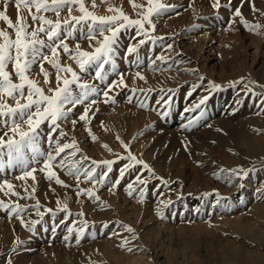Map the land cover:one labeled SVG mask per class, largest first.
Returning <instances> with one entry per match:
<instances>
[{"label": "rangeland", "instance_id": "374dc122", "mask_svg": "<svg viewBox=\"0 0 264 264\" xmlns=\"http://www.w3.org/2000/svg\"><path fill=\"white\" fill-rule=\"evenodd\" d=\"M161 2L170 7L153 18L155 30L150 33L160 39L149 40L139 46L137 53L128 54L126 49L135 45L140 37H136L134 28L122 30L116 45L115 70L111 64L106 65L107 79L104 81L95 79L94 68L81 72L75 60L59 50L61 64L71 66L83 82L94 84L98 89L89 97V100H96V104L91 106L87 123L79 121L78 117L88 102L77 106L68 119L61 122V128L67 133V140L61 138V143L76 140L81 150L77 159L81 154L89 158L84 162L82 172L93 166V160L108 159L115 163L102 184L94 185L81 177L79 188L92 189L94 195L91 198L83 193L77 195L75 178L58 167L54 170L70 187L57 184L55 180L49 182L46 173L39 170L35 173V181L31 177L17 179L22 175L19 168L0 171V183L8 180L15 186L14 191L21 193L20 197L5 196V188L0 190V200L21 206L35 205L39 201V211L44 213L41 222L34 226L35 230L28 231L20 218L9 217L4 209H0V264H8L9 260L11 264H120L122 261L106 258L104 249L107 247L110 252H115V256L126 251L124 254L128 257L129 251L131 256L134 253L133 256L144 258L145 262L139 260L137 264H169L173 257L182 264H195L201 260L210 264H244L242 257L232 255V248L245 247L259 254L246 264H264V241H254L252 237L255 231L264 230V218H260L261 213L254 209L255 204L264 203V148L259 152L253 142L245 144L247 136L263 137L264 141V0H219L218 7H213L214 0ZM133 3L146 6L147 0H85L86 6L97 16L113 15L115 13L109 9L116 7L134 19L139 9L134 8ZM3 4L4 0H0V10H4ZM238 7L249 25L258 23L262 27L244 26L241 17L235 16ZM20 12L32 25L28 9L21 7ZM32 12H35L34 7ZM7 14L16 21L14 3L8 5ZM43 15L53 21L57 19L51 12ZM68 15L65 8L59 18L63 20ZM71 15H81L77 6H73ZM193 21H198L199 30L194 36L200 39L202 33L207 32L213 40L207 36L202 38V46L195 39L192 41L190 33L195 28L190 23ZM0 29L9 31L14 38V30L7 28L3 20H0ZM218 31L220 36L216 35ZM67 42L73 51L77 42L82 50H94L79 29ZM174 47L177 50L171 51L169 58L160 57ZM174 64L191 69V76L167 83L158 74ZM205 65L213 70L205 71ZM44 68L49 72L50 84L45 83L39 64L32 67L30 76L47 94V89L55 88L57 82L55 69L47 62ZM137 72L144 79L138 77ZM119 74H123L124 84L114 86L109 91L111 99L105 103L103 92L112 81L118 80ZM212 84L220 87L214 89ZM205 96V102L196 108ZM4 101L13 106L16 103L6 95ZM141 104L145 106L141 107ZM186 108L192 110L185 112ZM214 109H220L221 116L212 122ZM3 120L0 117V135L6 131ZM73 120H77L75 126ZM189 120L193 123L188 129H182L181 124L187 125ZM38 132L41 148L48 150L49 124H41ZM125 144L129 146L127 149ZM129 151L146 162L152 172L135 165L121 178L120 170L130 163L126 159ZM117 154L125 159H118ZM33 167L39 169L40 166ZM232 169L243 171L237 177L230 172ZM102 171L106 169L97 168V173ZM136 175L147 180L143 199L139 191L128 194L127 185L135 181ZM116 180L120 181L119 185L112 187ZM32 188L36 189L34 193H31ZM25 189L32 198H26ZM64 204L68 205V211H59ZM49 208L55 211L49 213L46 211ZM23 217L29 223L41 219L35 208H29ZM235 219L240 221L243 230L233 225ZM85 220L87 226L79 233L77 243V229ZM122 225L131 226L134 233ZM69 227L74 229L72 233H68ZM244 228H253V235L249 237L251 231L248 234L249 230L246 232ZM154 230L159 233L156 235ZM66 235L70 237L68 240L64 239Z\"/></svg>", "mask_w": 264, "mask_h": 264}, {"label": "snow or ice", "instance_id": "6c2138e0", "mask_svg": "<svg viewBox=\"0 0 264 264\" xmlns=\"http://www.w3.org/2000/svg\"><path fill=\"white\" fill-rule=\"evenodd\" d=\"M104 2H107V0H104ZM11 3H14L17 8L16 21H13L7 14V7ZM73 6L78 7L81 15H71ZM218 6H220L219 0H214L213 7ZM21 7L28 9L33 22L32 25L28 23L27 17L21 14ZM33 7L35 12H32ZM92 7H96L95 3H93ZM133 7L139 9L136 13L137 18L134 19L125 14L122 8L116 7L109 9V11L115 13L113 15L97 16L93 11L89 10L85 0H4V10H0V20L6 22L7 28L14 30V38L9 31L0 29V117L4 118L3 127L6 129L4 134L0 135V171L6 168H19L22 175L16 177L17 179L31 177L35 181V173L39 170L42 173H46L45 178L49 182L55 180L57 184L66 188L70 187V185L60 179L57 171L54 170V168L58 167L75 178L77 181V195L83 193L90 198L93 197L92 189L79 188L81 177L94 185L97 183L102 184L112 171V165L115 161L105 159L97 162L93 160V166L84 169L82 172L81 169L84 167V162L89 158L81 154L77 159V153H80L81 150L77 146L76 140L73 138L71 141L61 143V138L67 140V133L61 128V122L67 120L69 114L77 106L85 105V102H88L84 107V112L78 117L79 121L87 123L91 106L96 104V100H89V97L92 93H97L98 89L94 84L83 82L82 77L71 66L62 65L59 50L62 49L63 53L75 60L81 72L94 68L95 79L99 81L106 80L105 66L111 64L113 71L115 70L116 45L121 31L130 28L135 29L136 37H140V39L136 41L135 45H130L126 52L128 54L137 53L139 46L144 45L147 41L160 39V37L150 35L155 30L153 18L167 11L170 6L162 3L161 0H147L146 6L133 3ZM65 8L68 9L69 15L68 18L61 20L59 18L60 13ZM48 12L54 13L57 19L53 21L43 15V13ZM235 16L241 17V23L246 27H262L258 23L249 25L248 21L242 17L239 7L235 9ZM85 28L86 34H84ZM78 29L89 46L93 47V51L82 50L79 42L76 43L74 51L70 49L67 41L77 33ZM168 48H171V45H168ZM44 49L48 51L45 52ZM45 62L55 69L57 82L55 88L49 87L47 89V94L45 89L39 86V82L30 76L32 67L39 64L45 83L50 84L49 72L44 68ZM61 73L70 74V76L61 75ZM136 75L144 79L139 72ZM122 84H124L123 74H119L118 80L112 81L107 86V90L103 92V96L106 98L105 103L111 99L109 91L114 86ZM219 87L220 85L212 84L214 89ZM138 91H143V89ZM5 95L16 101L14 106L4 101ZM206 99L207 96L203 97L195 107L199 108ZM164 102L168 103L167 100ZM144 106L141 104V107ZM191 110V108H186L185 112ZM200 115L203 116V112ZM43 123L49 124L48 150H43L39 144L38 129ZM76 123L77 120L72 121L73 126ZM192 123L193 121L189 120L185 127L190 126ZM92 139L95 140L96 137L92 136ZM117 139L119 140L118 136ZM124 147L127 149L129 146L125 144ZM5 157L6 160L4 159ZM117 158L125 159V157H121L118 154ZM126 159L130 163L125 164L120 170L121 178L125 176L126 171L133 170L135 165H140L148 172H152L146 162L132 155L130 151ZM33 165H39L40 167L37 169ZM100 167H103L106 171L97 173V168ZM242 171V169L230 170L237 177L240 176ZM244 174L246 175L247 173ZM119 183L120 181L116 180L112 187L118 186ZM163 183L168 184V181H163ZM136 184L140 185V187H135L134 185ZM146 185L147 180L142 179L140 175H136L135 181L127 185L128 194L132 195L133 192L139 191L140 197L143 199ZM14 187L8 180L0 183V190L7 189L4 191L5 196L20 197L21 193L14 191ZM24 191L26 198L30 199L32 198L31 193H34L36 189L32 188L31 193L27 189ZM95 199L99 200V197L96 196ZM57 203L59 204V201ZM40 207L39 201L35 205L21 206L18 203L8 205L5 201L0 200V209H4L9 217L15 215L20 218L21 224L25 225L28 231H34V226L41 222L44 213L39 211ZM29 208H35L36 215L41 219L32 220L30 223L26 222L23 214ZM46 211L52 213L55 210L49 208ZM59 211L67 212L68 205L64 204ZM78 215L83 216V213ZM86 226L87 221L85 220L77 229V243L80 240L79 233H83ZM122 227H125L128 232L134 233V229L131 226L122 225ZM67 231L72 233L74 229L69 227ZM69 238L68 235L64 237L65 240ZM125 243H127L126 240ZM8 264H11V260H9Z\"/></svg>", "mask_w": 264, "mask_h": 264}, {"label": "bare ground", "instance_id": "6f19581e", "mask_svg": "<svg viewBox=\"0 0 264 264\" xmlns=\"http://www.w3.org/2000/svg\"><path fill=\"white\" fill-rule=\"evenodd\" d=\"M201 8V7H200ZM196 10H198V9H196ZM187 16V15H186ZM194 17H195V15H193ZM198 21H193V22H191L190 24H191V26H193L195 29H193L192 31L193 32H191L190 33V36H192V38L193 39H191L192 41H195L196 40V42L197 43H199V44H201V43H203L202 41V38H206V36L207 37H210V39L211 40H213V36H211V35H209V33H207L208 35H206V33H202L203 34V36H200L201 38L199 39L197 36H194V35H197L198 33H199V30L197 29V26H196V23H197ZM189 30V29H188ZM187 30V31H188ZM191 31V30H190ZM186 33H189V32H186ZM201 34V35H202ZM219 34H221L219 31L217 32V34L216 35H219ZM220 36V35H219ZM195 39V40H194ZM224 39V38H223ZM205 42V41H204ZM204 44V43H203ZM193 45V44H192ZM173 46V45H172ZM195 46V45H194ZM199 46V45H198ZM197 46V47H198ZM201 46H202V44H201ZM200 46V47H201ZM151 47V46H150ZM190 47V46H189ZM199 47V48H200ZM191 48V47H190ZM187 49V48H186ZM185 49V50H186ZM167 50V49H166ZM175 50H177V48H173V49H169V50H167L166 52L164 51V53L160 56V57H162L163 59H166V58H169V56H171L172 55V52L171 51H175ZM198 50V49H197ZM200 50H202V49H200ZM210 50H213V47H211L210 48ZM187 52H188V50H187ZM198 52H200V51H198ZM156 53V52H155ZM203 53V52H202ZM190 54V53H189ZM223 55V54H222ZM158 56V55H157ZM200 56V55H199ZM197 57V56H196ZM207 57V56H206ZM199 58V57H198ZM204 58H205V56H204ZM207 59H205V61H206ZM174 61V60H173ZM195 61H196V59H195ZM197 62V61H196ZM173 63V62H172ZM183 64V63H182ZM196 64V63H195ZM201 64V63H200ZM195 66V65H194ZM182 65H171V66H168L167 67V70L165 71V72H162V73H160V74H158L159 76H161L164 80H166V82L167 83H169V80L171 81V80H174V82L175 81H177V80H183V79H187L189 76H191V72H190V70L191 69H188V67L186 68L185 66H183L182 68ZM202 67V66H201ZM153 68V67H152ZM204 69H205V71H207L208 72V70H210L211 68L210 67H207V65H205L204 67H203ZM197 70V69H196ZM211 70H213V69H211ZM200 71V70H199ZM202 71V70H201ZM150 72V71H149ZM150 73H153V72H150ZM204 75V74H203ZM193 76V75H192ZM208 76V75H207ZM196 77V76H195ZM198 77V76H197ZM201 78V77H200ZM180 80V81H181ZM192 80V79H191ZM194 80V79H193ZM197 80H199V79H197ZM186 81V80H185ZM202 81V80H201ZM162 82V81H161ZM178 82V81H177ZM180 83V82H179ZM179 83H177V84H179ZM170 84H172V83H170ZM174 84V83H173ZM181 84V83H180ZM200 84V83H199ZM182 85V84H181ZM198 85V84H197ZM210 85V84H209ZM195 87V86H194ZM192 89V88H191ZM190 91V90H189ZM199 94V93H198ZM187 95V94H186ZM185 95V96H186ZM188 97V96H187ZM187 97H186V99H187ZM189 97H190V95H189ZM185 100V99H184ZM258 107V106H257ZM230 111V110H229ZM213 113L211 114V120H212V122H215V121H217V119H218V117L219 116H221V111H220V109H214L213 111H212ZM223 112V111H222ZM113 113V112H112ZM146 113H148V112H146ZM259 113V112H258ZM111 114V113H110ZM150 114V113H149ZM227 114V113H226ZM147 116V115H146ZM149 116V115H148ZM229 117L230 116H233V115H228ZM228 116H226V117H228ZM151 118H153L152 116L149 118L150 120H151ZM220 118V117H219ZM247 118V117H246ZM114 119V118H113ZM224 119V118H223ZM226 119V118H225ZM224 119V120H225ZM219 120V119H218ZM241 120V119H240ZM255 120V119H254ZM230 121V120H229ZM232 121V120H231ZM243 122V121H242ZM244 123V122H243ZM185 124L186 123H182L181 124V127H182V129H188L189 127H185ZM211 124V123H210ZM244 125H246V124H244ZM180 127V128H181ZM203 129V128H202ZM244 130V129H243ZM244 132V131H243ZM167 134V133H166ZM246 134H247V132H246ZM196 136V135H195ZM245 139V138H244ZM243 141V140H242ZM249 142H253L252 144H253V146L255 145L256 147H258V151L260 150V151H263V148H264V141H263V137H262V139L261 138H257V137H250V136H247V138H246V140H245V144L247 145V144H249ZM244 144V143H243ZM244 144V145H245ZM251 150L253 149V148H251V147H249ZM245 149V148H244ZM248 149V148H247ZM259 151V152H260ZM264 152V151H263ZM258 154V153H257ZM118 195V194H117ZM258 199V198H257ZM262 200V199H261ZM124 202H126V201H124ZM255 202V201H254ZM253 202V203H254ZM256 203V202H255ZM261 203V202H260ZM144 206V205H143ZM252 206H253V204H252ZM123 207H124V205H123ZM145 207V206H144ZM251 207V206H250ZM141 208V207H140ZM149 208V207H148ZM252 208V207H251ZM254 209H256L258 212H260L261 213V215H262V217L260 216V218H264V203H262V204H255V206H254ZM143 210V209H142ZM144 210H147V209H144ZM148 211V210H147ZM243 214H245V213H243ZM259 214V213H258ZM150 218V217H149ZM237 219V218H236ZM236 219H235V224L233 223V225L235 226H237V227H240L239 229H242V227L243 226H241L240 225V221L238 220V221H236ZM238 219H240V217L238 216ZM151 220V219H150ZM233 220V219H232ZM231 220V221H232ZM262 220V219H261ZM227 221H228V219H227ZM234 222V221H233ZM153 225V224H152ZM152 225H150V227L152 226ZM147 226V225H146ZM157 226V225H156ZM155 226V227H156ZM162 226V225H161ZM231 226H232V223H231ZM263 226H264V224H263ZM153 227V226H152ZM157 227H159V226H157ZM157 227H156V229H157ZM248 227H249V225H248ZM247 227V225H246V228H248ZM252 227V226H251ZM145 228V227H144ZM160 228V227H159ZM159 228H158V230H159ZM257 228V227H256ZM262 228V227H261ZM116 229V228H115ZM155 229V228H154ZM165 229V228H164ZM259 229V228H258ZM262 229H264V228H262ZM120 230V229H119ZM243 230V229H242ZM244 230H246L245 228H244ZM247 230H249V233L248 234H250V231H251V235L249 236V237H251L253 234H252V231H253V228H249V229H247ZM247 230H246V232H247ZM112 231H114V229L112 230ZM259 231V233H256V231H255V235L254 236H252L254 239V241H255V239H257V241L259 240V241H264V230H261V229H259L258 230ZM257 231V232H258ZM146 232V231H145ZM158 232V231H157ZM120 233V232H119ZM153 233H155L156 234V231L154 230V232ZM159 233V232H158ZM157 233V234H158ZM115 234V233H114ZM150 234V233H149ZM152 234V233H151ZM156 234V235H157ZM247 234V235H248ZM121 235V234H120ZM246 235V236H247ZM119 236V235H118ZM117 236V238L118 239H120V237H118ZM121 239H122V237H121ZM128 239V238H127ZM114 240H116L115 238H114ZM117 241V240H116ZM115 241V242H116ZM248 241V240H247ZM256 241V242H257ZM259 243V242H258ZM261 243V242H260ZM118 245V244H117ZM235 245V244H234ZM237 246V245H236ZM111 247V246H110ZM247 247V246H246ZM243 248H245V247H243ZM241 249L240 247L238 248V247H233L232 248V255L236 258V257H242L243 258V260H244V262H248V260H250V259H254V258H257V255L259 256V254L257 253V251H255V250H253V249H247V248H245V249ZM248 248H250V247H248ZM255 248V247H254ZM105 251H104V255L106 256V258H108V260H109V258L111 259V258H113L114 260L113 261H115V262H119V261H122V262H124L123 264H137V263H139V262H137V261H139L140 260V262L141 261H143L144 260V258L143 259H141L142 257H138V256H133L134 255V253H133V255L131 256V254H129V251H128V254L127 255H129L128 257L126 256V254H124L126 251H122L121 252V254H120V252L118 253V254H120V256L119 255H117V256H115V255H113V253H115L114 251L113 252H110V250L108 249V247H107V250L106 249H104ZM112 250V249H111ZM129 250V249H128ZM127 253V252H126ZM103 255V256H104ZM136 255V254H135ZM143 255V254H142ZM102 256V255H101ZM102 256V257H103ZM104 256V257H105ZM97 257V256H96ZM101 258V257H100ZM106 258H104V259H106ZM192 258V257H191ZM146 259V258H145ZM157 259V258H156ZM176 260V259H175ZM174 260V257L173 258H170L169 259V261H168V263L169 264H182L181 262H176ZM195 260V259H194ZM201 260V259H200ZM105 261V260H104ZM148 261V260H147ZM192 261V260H191ZM121 262V263H122ZM137 262V263H136ZM143 262H145V261H143ZM243 262V263H244ZM120 263V264H121ZM147 263H149V262H147ZM152 263V262H151ZM187 263V262H186ZM241 263V262H240ZM246 263H244V264H246ZM47 264V263H46ZM71 264V263H70ZM144 264V263H143ZM195 264H210L209 262H207L206 260H201V261H196L195 262ZM214 264V263H213ZM226 264V263H225ZM253 264V263H252ZM260 264V263H259Z\"/></svg>", "mask_w": 264, "mask_h": 264}]
</instances>
